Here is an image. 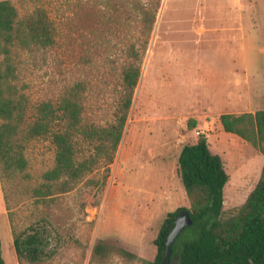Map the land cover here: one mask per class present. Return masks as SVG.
I'll use <instances>...</instances> for the list:
<instances>
[{
	"label": "rangeland",
	"instance_id": "1",
	"mask_svg": "<svg viewBox=\"0 0 264 264\" xmlns=\"http://www.w3.org/2000/svg\"><path fill=\"white\" fill-rule=\"evenodd\" d=\"M9 1L19 18L43 7L56 29L53 47L12 51L16 83L28 101L26 123L40 103H57L78 83L83 124L117 123L126 93L121 70L132 44L141 64L110 164L99 163L65 193L38 199L34 189L54 163L47 136L27 144L24 171L0 178L4 264H19L14 233L32 230L43 241L35 264L152 261L167 214L190 207L178 156L201 135L228 174L225 214L245 202L260 178L264 155L224 132L219 117L264 109V0H135L157 9L145 50L136 14L123 0ZM78 148V160L93 153L85 143Z\"/></svg>",
	"mask_w": 264,
	"mask_h": 264
},
{
	"label": "trees",
	"instance_id": "2",
	"mask_svg": "<svg viewBox=\"0 0 264 264\" xmlns=\"http://www.w3.org/2000/svg\"><path fill=\"white\" fill-rule=\"evenodd\" d=\"M136 14L141 46L145 50L157 9L135 0H123ZM56 29L43 7H36L22 18L9 0H0V178L4 180L27 167V144L49 136L54 146L53 167L34 189L38 199L50 200L54 192L65 193L99 163L113 160L126 122L133 90L140 76L141 56L134 44L129 48V61L121 70L126 90L120 102L117 123L106 128L83 124L81 89L78 83L64 90L57 103L42 102L34 120L26 123L28 101L16 83L17 75L12 51L31 50L55 45ZM226 133L238 136L264 155V109L241 114L224 113L219 117ZM81 143L93 153L77 159ZM102 161V162H101ZM178 174L190 207L169 212L154 241L157 253L152 261L162 264L166 238L180 210H187L192 224L185 227L172 246V261L177 264H264V166L260 178L245 202L234 212L223 210V189L228 181L222 158L213 154L201 135L193 144L184 145L178 156ZM13 249L18 263H38L43 255V241L38 230L13 235ZM100 251V247L97 252ZM0 264H4L0 256Z\"/></svg>",
	"mask_w": 264,
	"mask_h": 264
},
{
	"label": "water",
	"instance_id": "3",
	"mask_svg": "<svg viewBox=\"0 0 264 264\" xmlns=\"http://www.w3.org/2000/svg\"><path fill=\"white\" fill-rule=\"evenodd\" d=\"M174 224L170 229L167 238H166V250L162 260V264H172L171 255H172V246L175 239L180 235V233L185 229V227L192 224V219L187 210H180L173 220Z\"/></svg>",
	"mask_w": 264,
	"mask_h": 264
}]
</instances>
